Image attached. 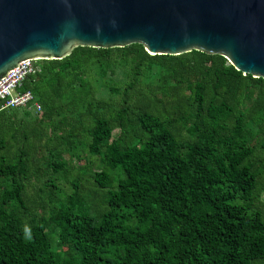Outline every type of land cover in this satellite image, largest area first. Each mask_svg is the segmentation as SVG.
<instances>
[{"label": "trees", "instance_id": "1", "mask_svg": "<svg viewBox=\"0 0 264 264\" xmlns=\"http://www.w3.org/2000/svg\"><path fill=\"white\" fill-rule=\"evenodd\" d=\"M33 64L40 110H0V264H264L262 77L139 43Z\"/></svg>", "mask_w": 264, "mask_h": 264}, {"label": "water", "instance_id": "2", "mask_svg": "<svg viewBox=\"0 0 264 264\" xmlns=\"http://www.w3.org/2000/svg\"><path fill=\"white\" fill-rule=\"evenodd\" d=\"M139 43L150 55H221L264 79V0H0V77L74 46Z\"/></svg>", "mask_w": 264, "mask_h": 264}, {"label": "built area", "instance_id": "3", "mask_svg": "<svg viewBox=\"0 0 264 264\" xmlns=\"http://www.w3.org/2000/svg\"><path fill=\"white\" fill-rule=\"evenodd\" d=\"M35 60L25 59L19 61L0 77V110L6 108H27L38 112L39 104L28 91H22L19 86L23 79L35 69Z\"/></svg>", "mask_w": 264, "mask_h": 264}, {"label": "clouds", "instance_id": "4", "mask_svg": "<svg viewBox=\"0 0 264 264\" xmlns=\"http://www.w3.org/2000/svg\"><path fill=\"white\" fill-rule=\"evenodd\" d=\"M25 232H26V234H28L29 233V230L26 228L25 229ZM29 238H30V235H29Z\"/></svg>", "mask_w": 264, "mask_h": 264}, {"label": "rangeland", "instance_id": "5", "mask_svg": "<svg viewBox=\"0 0 264 264\" xmlns=\"http://www.w3.org/2000/svg\"><path fill=\"white\" fill-rule=\"evenodd\" d=\"M32 111H34V110H32ZM35 112V111H34Z\"/></svg>", "mask_w": 264, "mask_h": 264}]
</instances>
